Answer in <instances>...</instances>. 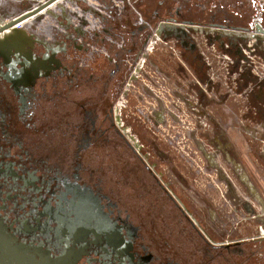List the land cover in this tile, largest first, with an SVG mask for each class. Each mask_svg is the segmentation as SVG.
Returning a JSON list of instances; mask_svg holds the SVG:
<instances>
[{
    "label": "flooded vegetation",
    "instance_id": "af4514ba",
    "mask_svg": "<svg viewBox=\"0 0 264 264\" xmlns=\"http://www.w3.org/2000/svg\"><path fill=\"white\" fill-rule=\"evenodd\" d=\"M42 1L0 0V264H264V0Z\"/></svg>",
    "mask_w": 264,
    "mask_h": 264
},
{
    "label": "crops",
    "instance_id": "0c3cea01",
    "mask_svg": "<svg viewBox=\"0 0 264 264\" xmlns=\"http://www.w3.org/2000/svg\"><path fill=\"white\" fill-rule=\"evenodd\" d=\"M253 78V77H252ZM253 80H255L253 78ZM258 91L256 92V94H254V97L256 95L255 98V102L257 106H260V110L258 111L260 113V117H258L257 119V123H256V127L254 129L256 135L261 132L263 129V124L261 120H264V86L262 85V87H260L259 89V85H258ZM264 130V129H263ZM262 140H264L262 137H256L254 141H252L251 139H248L246 141H244L243 139L238 140L237 143L232 144V152L235 158H238V160H241V162H243L244 165L240 164V167L238 164H236L235 168L236 169H250V170H254V179L255 182L264 188V175L262 176L260 174L261 171H259V169L264 170V150H261L262 148H264V142H262ZM250 145H254V147L256 148V151L254 153L249 152V156H246V154L248 153L247 150V146ZM246 153V154H245ZM258 178V179H257Z\"/></svg>",
    "mask_w": 264,
    "mask_h": 264
},
{
    "label": "water",
    "instance_id": "95a60500",
    "mask_svg": "<svg viewBox=\"0 0 264 264\" xmlns=\"http://www.w3.org/2000/svg\"><path fill=\"white\" fill-rule=\"evenodd\" d=\"M68 2H73V0H67ZM59 2V3H58ZM51 3H57V5L61 8V9H65L66 8V6H65V2H63V3H61L59 0H43L42 2H40L38 5H37V7H36V9L34 10V15H38V14H40L39 12L42 10V9H47L48 11H46V12H48V14H51V15H54L53 14V12L49 9V5L51 4ZM23 18V17H22ZM22 18H19V19H17L16 20V22H20V20L22 19ZM161 28H162V31H164V36L165 37H168V36H172V34H176V35H178L181 31H182V29H183V27L182 26H180V25H178V24H176V23H167V24H165V25H162L161 26ZM184 30V29H183ZM224 32H227V33H229L228 35H230V34H237L236 33V31L234 32V33H231L230 31L228 32V31H224ZM5 34H6V40L8 41L9 40V38H14L15 40H20V43H21V40H23V39H25V38H27V36H22L21 34L19 35V36H14V35H12L9 31H5ZM29 37V36H28ZM27 40V39H26ZM17 44V43H16ZM3 45H4V43H3ZM18 45V44H17ZM19 46V45H18ZM239 165V167H240V164H238Z\"/></svg>",
    "mask_w": 264,
    "mask_h": 264
},
{
    "label": "built area",
    "instance_id": "2783aa9c",
    "mask_svg": "<svg viewBox=\"0 0 264 264\" xmlns=\"http://www.w3.org/2000/svg\"><path fill=\"white\" fill-rule=\"evenodd\" d=\"M157 37V36H156ZM154 42V43H153ZM160 43H156L155 41H151L147 46H146V52L147 54H151L153 53V51H155V49L159 46ZM146 59L144 60L142 58V56L139 59V64L141 66L144 65ZM136 86L131 82L130 86H129V91L132 89H134ZM129 99H127L125 92L122 93V95L120 96L119 100L117 101V108L119 109V111H125L127 104L129 103L128 100H130V98H133L136 102V104L139 106V108L142 110V101L139 98V95L137 92L134 93L130 91V94L128 96Z\"/></svg>",
    "mask_w": 264,
    "mask_h": 264
},
{
    "label": "bare ground",
    "instance_id": "6f19581e",
    "mask_svg": "<svg viewBox=\"0 0 264 264\" xmlns=\"http://www.w3.org/2000/svg\"><path fill=\"white\" fill-rule=\"evenodd\" d=\"M258 179V178H257ZM263 189V188H262ZM119 206V205H118Z\"/></svg>",
    "mask_w": 264,
    "mask_h": 264
}]
</instances>
